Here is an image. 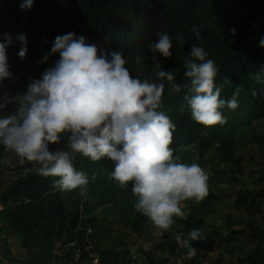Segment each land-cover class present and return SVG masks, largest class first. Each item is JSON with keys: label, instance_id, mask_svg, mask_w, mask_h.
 <instances>
[{"label": "trees", "instance_id": "obj_1", "mask_svg": "<svg viewBox=\"0 0 264 264\" xmlns=\"http://www.w3.org/2000/svg\"><path fill=\"white\" fill-rule=\"evenodd\" d=\"M22 2L0 0V33H10L13 41L7 49L13 77L6 79L4 84L20 78L28 85L32 78H40L43 71L59 59V54H55L45 63L44 54L50 52L55 37L68 32L84 35L87 43H95L108 51H120L125 39H132V49L146 57L144 69L138 72V66L131 60L126 66L133 76L147 77L165 85L160 110L176 125L170 147L176 150L175 155L181 162L203 156L215 145L221 158L234 157L241 130L264 116V74L261 79L255 78L259 68L264 66V47L259 46V40L264 37V0H34L30 9H22ZM193 26L199 30L200 39L191 31ZM224 28H236L235 37L224 36ZM157 31L166 32L172 38L173 55L170 58L149 51V45L158 39ZM19 34L27 37L25 59L18 55L22 47L17 39ZM193 44L203 47L208 53L207 58L215 61L219 69L216 85L222 88L223 99H230L236 88H240L238 107L231 110L225 106L221 110L226 117L223 124L204 126L191 119L190 108L184 99L190 86L189 79L184 76V60L191 58L189 52ZM153 55L164 70L173 73V83L179 85V91L166 80H156ZM225 79L230 83L225 84ZM13 107L10 104L7 110L12 111ZM66 143L64 138L58 147H66ZM2 155L4 147L0 145ZM73 164L88 174V198L98 203L116 204L118 195L122 194L121 203L125 207L119 211V221L136 232L146 228L149 219L135 210L136 197L131 192V184L127 189H121L111 179L113 161L105 158L93 162L77 154ZM56 179L58 177L45 178L35 169L13 179L0 193V223L15 233L22 247L38 252L53 249L65 234L75 231L74 240L83 246L80 260L88 263L87 254L92 251L84 249L82 229L79 228L82 213L67 210V199L54 187ZM248 197L247 193L241 192L236 200L238 205L248 204ZM87 212L83 214H89ZM202 224L203 217L196 215H190L184 222L190 230L201 231ZM236 232L240 231L229 233L227 241ZM190 242L197 253H208L218 249L223 239L199 237ZM169 245L175 250L179 244L174 238ZM98 252V264L130 262L126 247L121 249V246L112 245ZM41 258L38 259L40 264L51 261L46 253ZM245 260L248 264H264L261 246L249 252ZM74 263L80 264L79 261ZM0 264H5L1 257Z\"/></svg>", "mask_w": 264, "mask_h": 264}, {"label": "clouds", "instance_id": "obj_2", "mask_svg": "<svg viewBox=\"0 0 264 264\" xmlns=\"http://www.w3.org/2000/svg\"><path fill=\"white\" fill-rule=\"evenodd\" d=\"M33 4L34 0H23L20 6L30 9ZM191 31L200 39L195 26ZM231 31L236 32L234 28ZM156 36L149 51L170 58L172 38L163 31H157ZM17 39L22 45L18 55L25 59L26 34H19ZM12 42L10 33H0V89L13 77L7 55ZM132 44V39H125L120 51H108L87 43L86 36L75 32L55 37L50 52L43 56L46 63L50 56L59 54L53 66L40 78H32L24 93L13 96L6 89L0 91V145L4 147L0 164L10 165L8 153H13L21 164L32 163L37 174L58 177L54 187L69 192L79 189V196L87 200L89 177L74 166L73 158L80 154L93 162L110 159L114 162L111 179L121 189L131 184L135 210L157 229L167 231L176 217L184 215L182 202H200L208 195L209 176L198 163L181 162L170 147L176 125L160 110L165 85L132 75L126 66L129 61L142 72L146 59L132 49ZM259 46L264 47V37ZM189 53L191 58L184 60V76L190 86L184 99L191 119L204 126L223 124L226 117L221 110L238 107L240 88L230 99H223L222 88L216 85L219 69L215 61L196 44ZM152 61L156 80H166L179 91L173 73L164 70L155 55ZM262 74L264 66L255 78L261 79ZM224 83L230 81L225 79ZM10 104L12 111L7 110ZM64 138L66 147H52ZM199 237L200 229H192L189 239L182 233L175 239L186 249L187 257L194 258L197 249L190 241Z\"/></svg>", "mask_w": 264, "mask_h": 264}, {"label": "rangeland", "instance_id": "obj_3", "mask_svg": "<svg viewBox=\"0 0 264 264\" xmlns=\"http://www.w3.org/2000/svg\"><path fill=\"white\" fill-rule=\"evenodd\" d=\"M245 18L247 17L242 19ZM224 29V36L235 37L232 29ZM5 89L15 96L26 92L27 84L16 78L4 84V89L0 91ZM215 147L216 145L205 155L192 157L186 162H196L207 172L208 195L200 202H182L184 215L176 217L175 223L167 231L157 229L150 220L141 232H136L132 227L120 222L119 211L125 207L121 203L124 199L122 194L118 195L119 202L113 204L98 203L91 198L85 200L79 196V189L62 191L67 199V210L82 213L79 228L82 229L84 244L89 246L88 250L98 254L101 248L112 245L129 250L130 244L138 243L144 252L147 250L146 245L150 244L149 241H154V234L160 238L162 249L171 251L168 241L170 238L174 239L176 234L182 233L184 239H189L191 230L185 227L184 222L190 215L204 218L208 215L203 221L200 237L223 239L218 249L212 253H204L210 256L212 264H248L245 257L249 252L258 245L264 251V116L241 130L237 136L234 157L228 160L221 158ZM8 155L12 163L0 166V193L13 179L35 169L32 163L21 164L15 154ZM247 190L250 192L248 204L238 205V195L241 192L247 193ZM85 212L89 214H83ZM234 230L240 232L233 234L232 239L227 241L229 233ZM76 234L75 231L67 233L55 243L53 249L38 252L36 249L28 250L22 247L15 233L0 223V257L5 264H40L38 259H42L46 253L51 257V261L41 264H74L71 251L75 245L72 243L78 242L74 240ZM106 237L108 238L105 239ZM177 248L186 250L181 244L175 249ZM87 255L89 259L86 264H94L90 252ZM196 256L189 259L191 264H196L198 259L203 257L199 253Z\"/></svg>", "mask_w": 264, "mask_h": 264}, {"label": "built area", "instance_id": "obj_4", "mask_svg": "<svg viewBox=\"0 0 264 264\" xmlns=\"http://www.w3.org/2000/svg\"><path fill=\"white\" fill-rule=\"evenodd\" d=\"M75 244L73 246V259L74 261H79L80 264H86L85 260H80L81 253L83 250V246L79 245L78 242L72 243ZM89 246L85 245L84 249L88 250ZM142 248L139 247L138 243L130 244L129 252L127 254V259L130 261L129 264H134L142 255ZM203 257L198 259L196 264H212L211 258L207 254H201ZM90 256H92V260L98 264V256L94 255L93 253H90ZM190 258L186 255V250H181L179 248L175 249L173 252L168 253L166 255L165 260H163L162 264H191ZM188 260V261H187Z\"/></svg>", "mask_w": 264, "mask_h": 264}, {"label": "crops", "instance_id": "obj_5", "mask_svg": "<svg viewBox=\"0 0 264 264\" xmlns=\"http://www.w3.org/2000/svg\"><path fill=\"white\" fill-rule=\"evenodd\" d=\"M245 128V127H244ZM216 148V147H215ZM247 194H248V198L250 199V192L247 190L246 191ZM208 216V215H207ZM206 216V217H207ZM202 217V216H200ZM205 217V218H206ZM204 218V217H203ZM205 218L203 221H205ZM153 238H154V241H149V245H146L147 246V250H145L141 257L134 263V264H162L163 260H165V256L168 254V253H171L173 252L174 250H171V251H167V250H163L162 249V242L160 241V238H157L156 235H152ZM173 238V237H172ZM170 238V240L172 239ZM168 240V241H170ZM92 253V252H90ZM212 253V252H211ZM210 253V254H211ZM72 254V257H73V253ZM94 255H98L97 252L93 253ZM199 254H203L202 253H199ZM92 257V256H91ZM197 257V256H196ZM92 260V259H91ZM85 263H86V260H85ZM75 264V263H74ZM96 264V263H94Z\"/></svg>", "mask_w": 264, "mask_h": 264}]
</instances>
